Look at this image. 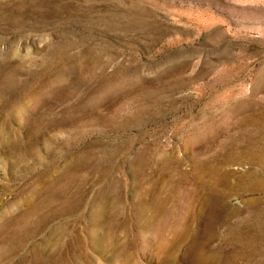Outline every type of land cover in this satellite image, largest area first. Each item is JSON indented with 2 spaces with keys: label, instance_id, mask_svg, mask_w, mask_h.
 <instances>
[{
  "label": "rangeland",
  "instance_id": "rangeland-1",
  "mask_svg": "<svg viewBox=\"0 0 264 264\" xmlns=\"http://www.w3.org/2000/svg\"><path fill=\"white\" fill-rule=\"evenodd\" d=\"M261 111L264 0H0V264H264Z\"/></svg>",
  "mask_w": 264,
  "mask_h": 264
},
{
  "label": "bare ground",
  "instance_id": "bare-ground-1",
  "mask_svg": "<svg viewBox=\"0 0 264 264\" xmlns=\"http://www.w3.org/2000/svg\"><path fill=\"white\" fill-rule=\"evenodd\" d=\"M12 12H14V11H12ZM15 12H16V10H15ZM243 123L252 124V125H259L262 128H264V111H261V112H258V113H255V114H252V115H249V116L245 117L243 119ZM249 155L252 156L253 158L255 157V153L253 151L250 152ZM213 176H214L213 179H214L215 182H214V185L211 188L214 190V193H210V194H212L213 199L211 200V197L210 198L208 197V198H209V200H211L209 205L214 206V209L217 210L222 205V203H221L222 195H221L220 191L216 188L215 185H217V183L221 182V180L223 178V174H220V173L218 174V173L215 172V173H213Z\"/></svg>",
  "mask_w": 264,
  "mask_h": 264
}]
</instances>
